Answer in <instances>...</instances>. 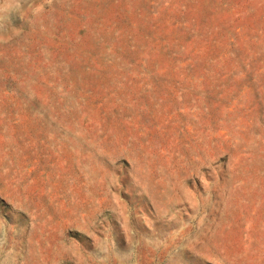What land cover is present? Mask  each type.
<instances>
[{
	"label": "rangeland",
	"instance_id": "obj_1",
	"mask_svg": "<svg viewBox=\"0 0 264 264\" xmlns=\"http://www.w3.org/2000/svg\"><path fill=\"white\" fill-rule=\"evenodd\" d=\"M0 264H264V0H0Z\"/></svg>",
	"mask_w": 264,
	"mask_h": 264
}]
</instances>
